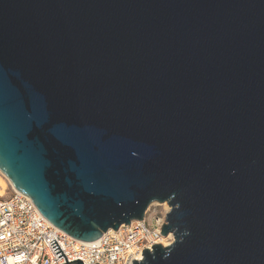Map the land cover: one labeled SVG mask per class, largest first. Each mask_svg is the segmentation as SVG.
Returning <instances> with one entry per match:
<instances>
[{"label":"water","instance_id":"obj_1","mask_svg":"<svg viewBox=\"0 0 264 264\" xmlns=\"http://www.w3.org/2000/svg\"><path fill=\"white\" fill-rule=\"evenodd\" d=\"M0 172L86 242L166 202L133 264H264V0H0Z\"/></svg>","mask_w":264,"mask_h":264},{"label":"built area","instance_id":"obj_2","mask_svg":"<svg viewBox=\"0 0 264 264\" xmlns=\"http://www.w3.org/2000/svg\"><path fill=\"white\" fill-rule=\"evenodd\" d=\"M168 211V205L163 213L147 208L143 220L110 229L86 242L56 228L27 195L14 188L7 194L4 189L0 195V264H62L76 259L82 264H133L143 258V249L151 251L153 244L167 246L173 242L171 233H160ZM169 235L172 241L162 244ZM52 240L66 261L63 256L58 258L49 243Z\"/></svg>","mask_w":264,"mask_h":264},{"label":"rangeland","instance_id":"obj_3","mask_svg":"<svg viewBox=\"0 0 264 264\" xmlns=\"http://www.w3.org/2000/svg\"><path fill=\"white\" fill-rule=\"evenodd\" d=\"M0 180L4 183V185H5L4 188L6 189L7 194H10L13 191V188H12L10 182L7 180V177L4 176L1 172H0ZM163 203H160V204H152L151 203L148 206V209L150 211H152V209H156L157 212L163 213L167 209L166 203H165V205Z\"/></svg>","mask_w":264,"mask_h":264},{"label":"bare ground","instance_id":"obj_4","mask_svg":"<svg viewBox=\"0 0 264 264\" xmlns=\"http://www.w3.org/2000/svg\"><path fill=\"white\" fill-rule=\"evenodd\" d=\"M8 180V179H7ZM9 181V180H8ZM11 184V183H10ZM12 186V185H11ZM5 187V185H4V183L0 180V195H2L3 193H4V188ZM12 188H13V186H12ZM164 205H165V203H163ZM172 241V236L171 235H169L166 239H164V240H162L161 242H162V244H164V245H167L168 243H170Z\"/></svg>","mask_w":264,"mask_h":264}]
</instances>
